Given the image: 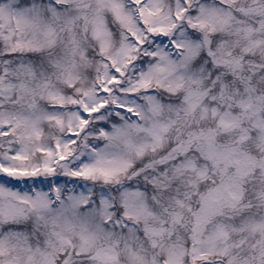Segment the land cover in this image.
Here are the masks:
<instances>
[{
    "label": "snow or ice",
    "instance_id": "obj_1",
    "mask_svg": "<svg viewBox=\"0 0 264 264\" xmlns=\"http://www.w3.org/2000/svg\"><path fill=\"white\" fill-rule=\"evenodd\" d=\"M0 264H264V0H0Z\"/></svg>",
    "mask_w": 264,
    "mask_h": 264
}]
</instances>
